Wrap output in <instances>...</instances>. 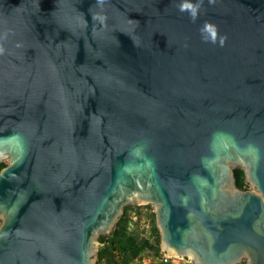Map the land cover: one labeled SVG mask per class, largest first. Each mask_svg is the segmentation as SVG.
<instances>
[{"label": "water", "instance_id": "obj_1", "mask_svg": "<svg viewBox=\"0 0 264 264\" xmlns=\"http://www.w3.org/2000/svg\"><path fill=\"white\" fill-rule=\"evenodd\" d=\"M0 49V264H97L130 203L264 264V0H0Z\"/></svg>", "mask_w": 264, "mask_h": 264}, {"label": "trees", "instance_id": "obj_2", "mask_svg": "<svg viewBox=\"0 0 264 264\" xmlns=\"http://www.w3.org/2000/svg\"><path fill=\"white\" fill-rule=\"evenodd\" d=\"M7 165L0 162V171ZM235 184L239 189H247L248 184L244 180L243 170L236 166L233 168ZM148 207V204L144 205ZM139 208V205H136ZM136 209L130 204L124 207L123 213L118 217L112 233L106 235L100 242L96 255L97 264H142L139 260L142 256H158L160 248V234L155 223L154 211L148 213L150 220V235L139 237L131 228L133 220L131 213ZM140 212L136 213L137 215ZM242 264V263H240Z\"/></svg>", "mask_w": 264, "mask_h": 264}, {"label": "rangeland", "instance_id": "obj_3", "mask_svg": "<svg viewBox=\"0 0 264 264\" xmlns=\"http://www.w3.org/2000/svg\"><path fill=\"white\" fill-rule=\"evenodd\" d=\"M8 163V159L5 161ZM247 188L253 189V187L249 186ZM136 209L134 212L131 213L130 217H132L133 223L131 228L134 229V232L139 237H148L150 235V220L147 216L150 211L153 210V204H148V207L144 206L146 204H137V203H130ZM136 205H139V208H136ZM140 212L138 215L136 213ZM1 224V219H0ZM99 249V248H98ZM162 250L159 251L158 256L151 255V256H142L139 260H135L134 263L140 261L142 264H193L189 259L183 258L179 259L177 257H171V261L163 262L161 260ZM165 253V252H164ZM96 259V255L94 257Z\"/></svg>", "mask_w": 264, "mask_h": 264}, {"label": "clouds", "instance_id": "obj_4", "mask_svg": "<svg viewBox=\"0 0 264 264\" xmlns=\"http://www.w3.org/2000/svg\"><path fill=\"white\" fill-rule=\"evenodd\" d=\"M210 2H211V0H210ZM180 10L181 11H185V10L190 11L193 20H195V18L197 16V7L193 6L191 3H182L180 5ZM201 31L209 33L210 36H211L212 43H216V40H217V28H216L215 25H213L211 23H208V22H205V24H204L203 28L201 29ZM225 39H226L225 37H221L220 38L219 42H220L221 46H223ZM0 51H2V49H0ZM17 139H19V138H17Z\"/></svg>", "mask_w": 264, "mask_h": 264}, {"label": "built area", "instance_id": "obj_5", "mask_svg": "<svg viewBox=\"0 0 264 264\" xmlns=\"http://www.w3.org/2000/svg\"><path fill=\"white\" fill-rule=\"evenodd\" d=\"M161 255H162V256H161L160 258H161V260H162L163 262H169V261H171V259H172L170 256L166 255L164 252H162ZM177 258H179V259H183V257H177Z\"/></svg>", "mask_w": 264, "mask_h": 264}, {"label": "flooded vegetation", "instance_id": "obj_6", "mask_svg": "<svg viewBox=\"0 0 264 264\" xmlns=\"http://www.w3.org/2000/svg\"><path fill=\"white\" fill-rule=\"evenodd\" d=\"M187 259V258H186ZM242 264H243V262H242Z\"/></svg>", "mask_w": 264, "mask_h": 264}]
</instances>
